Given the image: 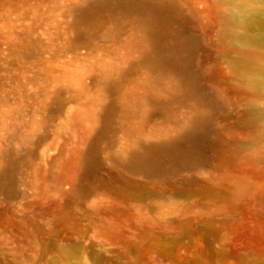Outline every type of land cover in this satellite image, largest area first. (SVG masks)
Listing matches in <instances>:
<instances>
[{
  "label": "rangeland",
  "instance_id": "rangeland-1",
  "mask_svg": "<svg viewBox=\"0 0 264 264\" xmlns=\"http://www.w3.org/2000/svg\"><path fill=\"white\" fill-rule=\"evenodd\" d=\"M120 1L0 0V264H264V0Z\"/></svg>",
  "mask_w": 264,
  "mask_h": 264
},
{
  "label": "bare ground",
  "instance_id": "bare-ground-1",
  "mask_svg": "<svg viewBox=\"0 0 264 264\" xmlns=\"http://www.w3.org/2000/svg\"><path fill=\"white\" fill-rule=\"evenodd\" d=\"M120 5L127 7H139L138 4H132L126 1H120ZM148 7V6H147ZM154 10V17L157 21L163 20L169 11V6L163 3H157L152 6ZM93 13V12H92ZM91 14V13H90ZM184 41L189 43V38L185 37ZM160 58L170 64H176L179 62V58L173 54L171 56H163L160 54ZM206 138V132L204 125L196 123L191 129L185 132L183 139L180 143L171 145H160L151 147L145 154H135L133 156L135 162L140 166H145L148 169L154 170L160 167V161L164 160V156L171 153L174 155V159L178 163H184L192 159L195 156L196 150L199 149L202 142Z\"/></svg>",
  "mask_w": 264,
  "mask_h": 264
}]
</instances>
